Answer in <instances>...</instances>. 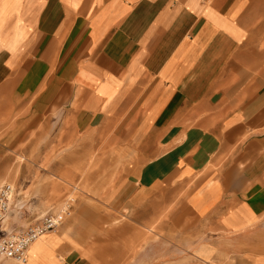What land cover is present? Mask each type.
<instances>
[{
	"label": "crops",
	"instance_id": "1",
	"mask_svg": "<svg viewBox=\"0 0 264 264\" xmlns=\"http://www.w3.org/2000/svg\"><path fill=\"white\" fill-rule=\"evenodd\" d=\"M239 5L0 0L4 143L45 130L29 145L67 146L42 161L83 195L28 264H97L91 225L81 237L75 223L88 199L107 216L177 197L197 239L211 235L191 256L264 264V26Z\"/></svg>",
	"mask_w": 264,
	"mask_h": 264
},
{
	"label": "rangeland",
	"instance_id": "2",
	"mask_svg": "<svg viewBox=\"0 0 264 264\" xmlns=\"http://www.w3.org/2000/svg\"><path fill=\"white\" fill-rule=\"evenodd\" d=\"M213 1L226 8L233 7L238 2L243 5L245 13L255 14L251 18L253 27L264 26V0ZM244 20L242 21L247 23L249 18ZM260 35L254 34V36ZM6 119L7 116L0 113V123ZM45 132L42 129H29L26 132L27 142L29 144L31 141L35 142L36 138L42 137ZM4 137L5 132L2 128L0 129V186L11 183L15 188V199L6 223L9 229L14 230L23 220L31 222L36 218L38 221L47 214H61L72 197L75 199L72 214L66 216L63 222L74 217L79 199L83 196L80 193L81 184L76 179L72 180L68 171L56 177V174L51 172L52 163L42 161L44 156L58 157L59 154L61 155L59 151H63L67 146L41 144L10 146L5 145ZM39 142L43 141L39 140ZM68 179L71 180V184L67 182ZM63 186L66 190L61 192ZM177 200L178 197L173 199L167 208L162 207V203L158 201L156 208L151 211L123 209L120 212L108 211L107 216H101L96 202L88 199L86 205L89 209L79 210L75 223L81 237L85 236V228H89L85 225H91V252L97 264H211V260L207 262L191 256L200 242L203 240L204 243L210 242L211 235L205 232L203 236L198 235L197 239L193 234L195 222L189 217H185L184 220L179 217L178 210L175 209L178 205ZM204 227L205 231L209 228ZM0 264L20 263L14 259L0 258Z\"/></svg>",
	"mask_w": 264,
	"mask_h": 264
},
{
	"label": "built area",
	"instance_id": "3",
	"mask_svg": "<svg viewBox=\"0 0 264 264\" xmlns=\"http://www.w3.org/2000/svg\"><path fill=\"white\" fill-rule=\"evenodd\" d=\"M14 194L15 188L11 183L0 186V258L27 264L31 244L62 225L64 218L72 214L75 199L72 197L68 200L61 214H47L26 228L10 230L6 223L12 210Z\"/></svg>",
	"mask_w": 264,
	"mask_h": 264
},
{
	"label": "bare ground",
	"instance_id": "4",
	"mask_svg": "<svg viewBox=\"0 0 264 264\" xmlns=\"http://www.w3.org/2000/svg\"><path fill=\"white\" fill-rule=\"evenodd\" d=\"M252 1H253V0H252ZM254 1H255V0H254ZM263 2H264V1H263ZM240 5H241V4H240ZM240 5H239V6H240ZM262 6H263V4H262ZM262 6H261V8H263ZM246 10H247V9H246ZM262 12H263V11H262ZM259 13H260V12H259ZM261 17H262V16H261ZM253 18H254V16H253ZM260 19H261V18H260ZM260 19H259V20H260ZM261 20H262V19H261ZM263 20H264V19H263ZM251 22H252V21H250V23H251ZM261 22H262V21H261ZM261 22H260V23H261ZM263 22H264V21H263ZM250 23H249V24H250ZM258 23H259V22H258ZM254 24H255V23H254ZM262 24H263V23H262ZM263 25H264V24H263ZM247 26H248V25H247ZM247 26H246V27H247ZM252 26H254V25L252 24ZM255 26H257V24H255ZM259 26H260V25H259ZM249 27H250V26H249ZM249 27H248V28H249ZM261 27H262V25H261ZM250 28H251V27H250ZM253 28H254V27H253ZM255 28H256V27H255ZM259 28H260V27H259ZM259 28H258V29H259ZM263 28H264V27H263ZM251 29H252V28H251ZM249 31H250V30H249ZM254 31H255V30H254ZM254 31H252V32H254ZM259 31L262 32L263 30L261 31V28H260ZM258 33H259V32H258ZM251 35H252V34H251ZM259 35H260V34H259ZM259 37H260V36H259ZM256 38H258V37H256ZM263 38H264V37H263ZM258 39H259V38H258ZM257 41H258V40H257ZM251 42H252V41H251ZM254 42H255V41H254ZM258 42H259V41H258ZM256 43H257V42H256ZM256 43H255V44H256ZM252 44H253V43H252ZM184 136H185V135H184ZM172 199H173V198H172ZM174 199H175V198H174ZM170 200H171V199H170ZM165 203H166V202H165ZM170 212H171V210H170ZM181 215H182V214H181ZM44 236H46V235H44ZM44 236H42L41 238H39L38 240H36L33 244H31V246H30V248H29V254H30L31 247H32L36 242H38L39 240H41Z\"/></svg>",
	"mask_w": 264,
	"mask_h": 264
}]
</instances>
